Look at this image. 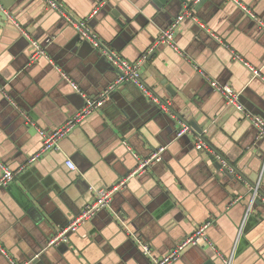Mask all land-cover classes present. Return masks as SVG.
Instances as JSON below:
<instances>
[{
	"label": "crops",
	"instance_id": "crops-1",
	"mask_svg": "<svg viewBox=\"0 0 264 264\" xmlns=\"http://www.w3.org/2000/svg\"><path fill=\"white\" fill-rule=\"evenodd\" d=\"M187 1L61 0L62 12L42 0H0V160L24 168L0 186V245L18 263L150 264L138 240L163 257L211 222L206 235L224 257L264 264V201L253 202L252 193L260 183L264 195V138L200 72L232 86L244 107L264 119V0H241L257 19L231 0ZM186 7L195 19L184 18L176 46L158 43ZM81 21L124 59L145 56L143 80L174 114L137 85L122 83L60 149L31 164L42 146L40 130L53 133L119 76L101 48L80 38L73 22ZM23 30L47 57L31 60ZM192 121L201 132L177 137L182 123ZM201 133L234 172L224 173L212 154L197 149ZM160 149V161L132 175ZM126 178L112 210L83 223L67 243L49 245L97 189ZM208 263L225 264L203 240L176 264ZM0 264H12L1 249Z\"/></svg>",
	"mask_w": 264,
	"mask_h": 264
},
{
	"label": "built area",
	"instance_id": "built-area-1",
	"mask_svg": "<svg viewBox=\"0 0 264 264\" xmlns=\"http://www.w3.org/2000/svg\"><path fill=\"white\" fill-rule=\"evenodd\" d=\"M43 3L49 8L57 11L64 12V6L61 0H42ZM239 7H241L244 11H246L252 18L257 19L255 13L246 5H244L241 0H231ZM2 9L7 13L9 19H11L19 28L20 23L12 17L10 12H8L3 6ZM98 9V8H97ZM97 11V10H96ZM95 11V12H96ZM191 16L195 19L193 11L191 8L186 7L175 19V21L164 31H162L158 43L170 45L172 47L176 46V36L180 24L184 20L185 17ZM73 25L78 29L80 38L86 40L93 44L97 48H101L104 55L107 59L117 68L119 72V76L115 83H113L107 91H105L98 100H87V105L81 111L77 112L73 117H71L65 124L58 127L53 133L47 134L44 131L40 130L41 135L43 136V142L41 149L35 153L30 159L29 163L33 164L37 160H39L42 156L49 153L53 150L60 149L61 141L69 135L77 126L83 123L86 119H88L91 115H93L101 106H103L105 100L109 97L112 90L116 88V86L122 83H133L137 85L141 91L144 93L146 97L151 99L154 103L158 104L162 110L169 114H174L168 104L164 103L159 97H157L154 91L145 83L142 77L141 69L142 65L145 61V56L138 61L131 62L127 59L121 57V55L111 50L108 46H106L99 35L94 31L86 21L81 22H73ZM25 37L29 40L30 46L33 50L31 55L32 61H37L42 57H47L46 48L38 41L32 39V37L23 30ZM201 74L209 81L214 90L219 93L226 101V104L229 107H233L237 112L241 113L245 119L250 121L252 125L256 128L258 132L259 138H264V119L260 116L254 115L249 112L244 105L240 101V93L236 91L232 86L227 84H221L215 79H212L207 75L204 71H201ZM255 75H259L257 70H253ZM73 87L78 90V87L75 83H72ZM29 121V120H28ZM31 122V121H29ZM32 123V122H31ZM33 124V123H32ZM195 133V130L189 123H182L181 127L177 132V137H181L186 134ZM196 147L198 150H205L212 154L215 159L223 165L224 168L229 169V171L234 172V168L229 164V162L219 153L217 152L207 141L205 134H196ZM164 149H160L157 153H154L151 157L147 158L144 161H140L137 169L133 172L132 175L142 174L144 173L150 166H152L157 161H160L162 156L161 153ZM67 165L75 170L76 165L67 160ZM24 168L22 167L20 170H14L10 166L6 165L0 160V186L9 185L15 178V176L20 173ZM129 178V177H128ZM123 179L119 181V183L115 184L112 188H99L96 190L93 200L89 202L84 210L76 217L67 227L62 229L61 231L54 234L50 241V246H56L60 244L67 243L69 241V236L71 233L76 232L78 228L85 223L86 221L92 219L97 213L104 209L112 210V202L114 195L117 191L126 186L127 180ZM253 202L256 200L264 201V195L261 193L260 183L253 186ZM116 217L121 221L123 226L128 228V225L120 216V214H116ZM211 222L204 223L189 237L179 243L172 251L163 257H157L153 254L152 247L149 244L144 243L141 240H138L141 250L144 254L150 259V264H176L179 260L181 254L185 249L191 246L198 245L201 241L206 240L209 245L215 249L217 252V256L223 260L225 264H233V257H224L215 247L212 245V242L208 239L206 235V230L210 226ZM129 230V229H128ZM2 252L9 257L12 264H32L31 261L25 263H18L12 257H10L6 250L1 247Z\"/></svg>",
	"mask_w": 264,
	"mask_h": 264
},
{
	"label": "water",
	"instance_id": "water-1",
	"mask_svg": "<svg viewBox=\"0 0 264 264\" xmlns=\"http://www.w3.org/2000/svg\"><path fill=\"white\" fill-rule=\"evenodd\" d=\"M158 3H166L167 2V0H156ZM169 1V0H168ZM182 2H188L187 0H181ZM190 125L197 131V132H201V129H200V127L194 122V121H192V122H190ZM217 167L220 169V170H222L224 173H226V174H230V171H229V169H227V168H224L223 167V165L221 164V163H217ZM208 264H210V263H208Z\"/></svg>",
	"mask_w": 264,
	"mask_h": 264
}]
</instances>
